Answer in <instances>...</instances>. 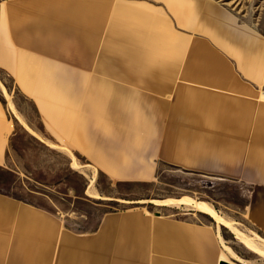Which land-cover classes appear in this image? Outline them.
Instances as JSON below:
<instances>
[{
  "label": "crops",
  "instance_id": "crops-1",
  "mask_svg": "<svg viewBox=\"0 0 264 264\" xmlns=\"http://www.w3.org/2000/svg\"><path fill=\"white\" fill-rule=\"evenodd\" d=\"M128 2L0 0V70L34 102L51 134L96 169L117 181H151L161 164L182 166L195 156L167 140L168 126L184 124L167 117V94L182 87L151 65L161 59L149 47H135ZM9 129L0 103V159L8 156ZM255 142L264 148V134ZM200 171L238 173L253 184L248 216L264 232V163L210 162ZM222 254L217 230L193 213L109 211L95 228L80 230L0 190V264H221Z\"/></svg>",
  "mask_w": 264,
  "mask_h": 264
},
{
  "label": "rangeland",
  "instance_id": "rangeland-1",
  "mask_svg": "<svg viewBox=\"0 0 264 264\" xmlns=\"http://www.w3.org/2000/svg\"><path fill=\"white\" fill-rule=\"evenodd\" d=\"M128 1L134 6L128 29L135 47L140 42L149 47L152 57L161 59L151 65L165 68L168 81L176 75L173 80L182 87L177 95L167 94L173 104L167 117L184 119L181 127L168 126L167 140H177L184 155L195 157L182 166L161 164L151 181L114 180L52 135L34 102L0 70V103L10 128L8 156L0 159V190L48 208L80 230L95 228L109 211L193 213L217 230L227 262L264 264V257L209 215L183 204H154L186 196L205 201L246 235L260 238L264 248V232L248 216L257 188L238 173L200 171L210 169V162L231 168L264 163V148L255 142L264 134V0ZM213 7L222 11L221 19L213 17ZM228 30L240 39H231Z\"/></svg>",
  "mask_w": 264,
  "mask_h": 264
},
{
  "label": "bare ground",
  "instance_id": "bare-ground-1",
  "mask_svg": "<svg viewBox=\"0 0 264 264\" xmlns=\"http://www.w3.org/2000/svg\"><path fill=\"white\" fill-rule=\"evenodd\" d=\"M3 89H4V92H6L5 88H3ZM75 164H76V162H75ZM89 191H90V189H89ZM89 193L94 198L100 197V195L96 194L95 192L92 193L90 191ZM154 204L166 205V206L167 205L183 204V205H186V206L192 208L193 210L205 213V214L209 215L211 218H213L219 225H223V226L227 227L235 235V237H237L241 241V243L248 250L256 253L259 256L264 257V248L260 247L261 246V245H259L260 242H258V240L260 238L246 235L244 232L239 230L230 220H227L223 216H221L217 212V210L214 208V206H212L211 204H209L205 201L199 202V201L192 199L191 197L186 196V197H183L182 199L168 198L165 200H154ZM227 250H228V253H230L233 258H235L238 261H242V259L230 247H228ZM242 263L245 264L244 262H242Z\"/></svg>",
  "mask_w": 264,
  "mask_h": 264
},
{
  "label": "water",
  "instance_id": "water-1",
  "mask_svg": "<svg viewBox=\"0 0 264 264\" xmlns=\"http://www.w3.org/2000/svg\"><path fill=\"white\" fill-rule=\"evenodd\" d=\"M221 264H231V263H229L227 261H223V262H221Z\"/></svg>",
  "mask_w": 264,
  "mask_h": 264
}]
</instances>
